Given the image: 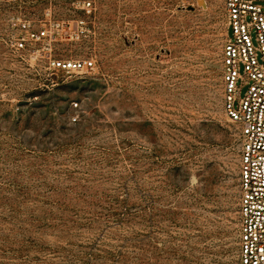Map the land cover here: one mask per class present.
<instances>
[{
	"label": "rangeland",
	"instance_id": "374dc122",
	"mask_svg": "<svg viewBox=\"0 0 264 264\" xmlns=\"http://www.w3.org/2000/svg\"><path fill=\"white\" fill-rule=\"evenodd\" d=\"M227 28L224 0H0V264H241Z\"/></svg>",
	"mask_w": 264,
	"mask_h": 264
},
{
	"label": "built area",
	"instance_id": "2783aa9c",
	"mask_svg": "<svg viewBox=\"0 0 264 264\" xmlns=\"http://www.w3.org/2000/svg\"><path fill=\"white\" fill-rule=\"evenodd\" d=\"M224 7L228 24L222 54L225 109L240 132L241 264H264V0H224ZM11 27L19 30L18 51L26 50L29 43L50 45L54 36L53 26L35 29L27 19L13 18ZM51 64L65 72L87 73L95 60L51 59ZM243 86L247 91L240 97Z\"/></svg>",
	"mask_w": 264,
	"mask_h": 264
}]
</instances>
